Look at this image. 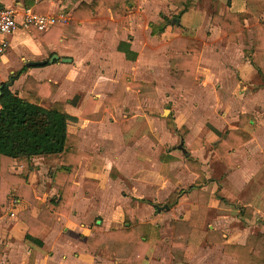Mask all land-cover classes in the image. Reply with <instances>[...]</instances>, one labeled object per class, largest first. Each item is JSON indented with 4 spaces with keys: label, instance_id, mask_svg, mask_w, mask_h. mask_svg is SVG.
I'll return each mask as SVG.
<instances>
[{
    "label": "crops",
    "instance_id": "crops-1",
    "mask_svg": "<svg viewBox=\"0 0 264 264\" xmlns=\"http://www.w3.org/2000/svg\"><path fill=\"white\" fill-rule=\"evenodd\" d=\"M82 1L92 0H40L32 6H27L25 0H4L17 10L20 24L10 35V47L0 61V84L10 81L7 78L10 79L12 74L26 65L27 68L9 85L13 91L23 95V83L29 75L39 81L50 80L58 84V89L52 100H42L41 104L48 107L55 100L67 102V113L81 116L90 96L99 99L95 107L97 111L102 101L113 93L122 74L128 73L134 80L154 83L160 96L166 98L176 91L181 93V89H188L187 86L191 84L198 87L218 86L216 93L221 94L219 98H222L225 112L223 115L214 112L208 116L201 111L204 106L196 107V110L184 113L187 118L171 128L163 121L157 124V120L151 116L139 123H130L122 111L121 119L111 122L110 116L122 110L127 104L129 92L136 90L126 86L121 102L114 105L113 110L105 111L102 116H105L104 120L80 118L76 125L72 119L68 120V132L78 135L80 147L91 154L90 157L84 156L78 167L75 176L78 188L70 213L57 214L54 221L40 231L38 238L42 244H37L27 238L28 225L19 217V212L26 210L29 202L10 196L6 211H0V264H29L32 249L36 250L35 264H128L124 258L114 257L108 246L97 250L88 243V238L95 233L94 223L101 224L106 230L122 227L125 223L124 209L131 205L137 207L140 222H148L159 228L158 236L151 240L147 258L141 263L155 264V258L162 260L163 257L159 244L160 247L170 245L169 249L172 250L174 232L170 221L189 219L198 201V188L195 185L198 175L186 164L189 156L202 164L207 177L203 188L210 192L203 228L219 229L226 237V243L242 244L246 242L248 234L264 231V119L258 123L251 109L243 106V88H240L251 82V77L259 79V87L264 86L259 71L245 56V49L252 47L255 23L251 27L249 19L245 21V27L250 32L248 44L242 42V34L238 42L230 41L222 35L218 22L211 19L217 8L221 14L224 13L229 0H212L213 9L207 15L194 9L183 14L177 21L183 26L181 33L175 32L171 24L156 34L152 33L151 27H147L146 37H156L162 42L168 59L175 54L169 47L170 40L180 34L195 38L201 50L198 71L203 77H185L169 63L164 79L146 80L131 70L141 55L138 37L143 36L142 43L145 37V33L136 30V25H133L136 15L127 13L133 4L131 1L123 9V14L129 18L128 26H123L114 17L112 8L103 2L90 19L78 20L58 42H51L47 46L34 34V27L21 25L23 10L27 7L44 14L65 12L68 20L60 23L70 24L73 11ZM229 6L231 11H246L247 1L230 0ZM175 8L174 4L169 12H160L159 16L169 15ZM261 18L264 19V12ZM253 19L256 22L255 17ZM98 20L107 21V29L101 38L96 37ZM189 21L194 25L196 23V27L192 25L191 28ZM164 35L166 37L162 38ZM121 42L127 43L125 48L129 47L137 53L135 58H128L126 52L119 48ZM53 54L59 57L50 62ZM36 60L48 62L41 66L27 65V62ZM136 92L139 96V90ZM146 96L141 98L146 100ZM186 96L190 98L193 94L189 90ZM74 98L76 101L72 102ZM242 113L250 114L249 123L255 126L250 129L251 139L231 151V159L219 156L215 145L227 130L239 126ZM97 123L99 125L96 126ZM181 127H186L185 134L179 131ZM137 144H140V148H137ZM180 151L183 156L179 154ZM33 163L34 170L28 179L36 197L47 202L58 197V188L65 183L64 179L53 175L59 160L37 156L33 158ZM85 163L84 173L81 167ZM163 166L166 174L162 173ZM10 170L21 173L23 166L14 162ZM128 182L135 184L127 185ZM140 184L142 191H137L136 187ZM159 184L166 186V190L157 201L154 193ZM176 190L182 191V194L177 202L170 205L167 199ZM219 190H222L221 194ZM140 203H143V207ZM150 206L158 214L167 212L169 220L165 224L142 220L141 211ZM39 212L37 207L32 210L34 216ZM164 233L168 234V238ZM223 244L208 242L205 238L187 262L172 264H237L235 256L223 251ZM172 256L174 261V254Z\"/></svg>",
    "mask_w": 264,
    "mask_h": 264
},
{
    "label": "trees",
    "instance_id": "trees-1",
    "mask_svg": "<svg viewBox=\"0 0 264 264\" xmlns=\"http://www.w3.org/2000/svg\"><path fill=\"white\" fill-rule=\"evenodd\" d=\"M40 0H25L27 6H32ZM132 0H92L82 1L73 11L70 24L57 23L46 32L41 33L32 28L34 34L44 46L51 42H58L71 25H76L78 20L90 19L93 12L103 2L112 8L114 17L119 19L123 26L129 25V18L123 14V9ZM176 8L169 14H161L158 22H151L152 33L156 34L168 25L173 26L175 32L181 33L182 24L177 21L184 13L197 7V0H173ZM246 11H231L230 0L223 14L219 8L211 15L213 21L218 22L221 33L232 42H238L239 35H245V21L255 17L253 43L251 48L245 49V56L259 71L264 80V0H246ZM178 18V20L176 19ZM106 20H98L96 24V37L101 38L107 29ZM127 43L121 42L119 48L126 52L128 58H135L137 53L125 48ZM169 47L175 52L171 58V67L180 70L182 75L192 79H201L203 76L198 71L201 50L196 44V39L184 35H177L169 42ZM26 65L10 76L15 80ZM0 96V211H6V203L10 196L16 199H25L29 206L19 212V217L28 225L27 238L37 244H42L38 238L40 231L54 221L57 214H69L72 201L78 185L75 176L84 156L91 154L80 147V137L67 130V122L76 119L67 113V102L55 100L50 106L41 104L42 100H52L58 84L50 80L39 81L33 76H28L23 83L24 94L20 95L5 84ZM139 90V96L149 94L155 88L154 83L137 81L128 73L122 74L115 90L101 103L97 111L95 107L99 99L90 96L82 110L84 118L100 120L106 110H113L114 105L121 102L125 94V87ZM76 98L72 100L75 102ZM250 114L242 113L239 126L225 132L214 149L219 156L231 159V151L251 139V131L255 126L249 123ZM126 126H124V129ZM180 130L185 134L186 127ZM44 156L58 159L59 166L54 170L55 177L65 180L64 185L58 188V197L43 201L36 197L33 187L29 182V174L34 170L33 158ZM17 162L23 166L21 173H14L10 166ZM189 169L198 176L195 185L198 188V201L193 206L190 217L172 219L173 227L172 251L176 262H187L193 255L198 245L206 238L208 242L224 243L223 251L236 257L237 264H264V231L250 233L245 243L228 242L219 229H204L203 223L208 209L210 192L203 188L207 177L202 164L192 156L186 159ZM165 173V167H162ZM182 191H173L167 201L171 205L177 202ZM34 207L40 209L37 216L32 214ZM125 223L117 229L106 230L101 224L94 223L95 233L88 238V243L101 250L108 246L114 257L124 258L128 264H141L148 255L151 240L158 236V227L148 222H140L138 210L135 205L124 209ZM36 250L32 249L29 264H35Z\"/></svg>",
    "mask_w": 264,
    "mask_h": 264
},
{
    "label": "rangeland",
    "instance_id": "rangeland-1",
    "mask_svg": "<svg viewBox=\"0 0 264 264\" xmlns=\"http://www.w3.org/2000/svg\"><path fill=\"white\" fill-rule=\"evenodd\" d=\"M131 2L133 4H131L130 8L127 9V13L129 15L130 14L136 15V20L133 24L134 26L136 25L135 29L140 30L141 32L143 31L145 33L143 43H142L143 36L138 37V41L140 42L139 49L141 55L138 57L137 61L134 64L135 66L131 68V70L135 73L137 72L138 74L137 73L136 74L140 76V78L146 80H154L155 78L164 79L166 76V72L168 71L167 64L169 65V63H171L169 62V59L171 57L168 59V54L166 52L165 47L163 46L162 42L158 41V39H155L156 37L155 38L146 37L147 36L146 28L151 27L150 22L152 21L158 22L160 20V16H159L160 12H169L173 8L174 6L173 0H132ZM212 5H213L212 0H200L199 5H197V7L194 10L197 11L200 10L205 15H207L210 12V10L213 9ZM248 21H249L248 24L251 27L255 23L253 18L252 19L250 18ZM189 23L192 28V25L194 24L191 21H189ZM194 27H196V23ZM245 31H246L245 35L242 34V42L244 44H248L249 43L248 33H250L249 28L246 27ZM132 33H134V30ZM203 34L204 32H202V35ZM164 37H166V35H164L162 38ZM154 48L156 49V51H153ZM252 78L253 77H251V82L241 85L240 88H243V96H242L244 98L243 106H245L246 108L249 107L251 109V112L254 113V117L256 121L259 123L262 119H264V86L259 87L260 86L259 79L256 77L253 79ZM7 79L10 80L9 77ZM208 86L210 85L198 87L196 85L191 84L187 86L188 89H183V90L181 89V93L179 91H176V93H174L172 96H169L167 98L164 95L160 96L161 94L157 92V86H156V88L151 90L149 96H146L147 97L146 100H143L141 97L138 96L136 92L137 90L135 91L131 90L129 92V95L127 96L128 97L127 104H125L123 106V109L122 110L120 109L117 114L115 113L112 115V117L110 116L109 120L111 122H114V120L116 119L118 120L121 119L122 117L121 114L123 112L126 113L124 115L127 116L130 123H136V122L139 123L143 119H147L148 116H151L157 120L156 121L157 124H161L163 121L164 123L167 124L168 127L171 128L174 127V125H176L177 123H179L180 120L182 121L183 119L187 118L186 116H184V113L187 114L188 111L196 110V107L204 106L201 110L204 113V115L209 116L211 114H214V112L216 114L223 115V113L225 112V108L224 105H222V98H219L221 97V94L216 93L218 92L219 87L218 86L215 87L212 85H211L212 87H208ZM214 87L217 88V91ZM189 90H190V94L191 95L193 94V96L190 98L186 96ZM166 110L168 112H166ZM72 117L76 118V119H72L73 120L72 122L75 125L78 122H80V118H84L82 116H72ZM104 118L105 116L102 118V120H104ZM175 118H178V120L174 121ZM97 125L99 124L97 123L96 126ZM80 126L85 128L82 123H80ZM179 131L183 133L182 130ZM137 148H140V144H137ZM108 149H110V147ZM179 154L183 156L181 151L179 152ZM85 165L86 163L83 164L81 167L82 172L84 171ZM134 180L139 181L137 178H135ZM128 184H135V183L128 182L127 185ZM159 185L160 186H157L154 193V197H157V201H160L159 197L166 190L165 189L166 186L164 185L161 186V184ZM140 187L141 184L140 186L136 187V190L142 191ZM125 191L127 190L125 189ZM221 192L222 190H219L220 194ZM123 196H125V194ZM142 204L143 203H140V206ZM143 210L141 211V214L143 216L142 220L144 219L145 221L153 220L154 222L159 221L160 223L165 224L166 221L169 220L168 218L170 217L169 214L165 211H162L160 214H158L153 208V206H150V208L144 207ZM156 213L158 214L157 216ZM238 218L239 216H237L236 220ZM92 219H94V217ZM164 236H167L168 238L167 233L166 235L164 233ZM169 246L170 245L164 246L163 244L160 247L159 244L158 248L159 250L162 251L163 257L162 260L155 258L154 259L155 264H172L176 262L175 260L173 261V256H172L173 251L171 250V248L169 249ZM151 260H153V256Z\"/></svg>",
    "mask_w": 264,
    "mask_h": 264
},
{
    "label": "built area",
    "instance_id": "built-area-1",
    "mask_svg": "<svg viewBox=\"0 0 264 264\" xmlns=\"http://www.w3.org/2000/svg\"><path fill=\"white\" fill-rule=\"evenodd\" d=\"M67 20L68 16L65 12L44 14L27 7L23 10L21 25L28 28L34 27L44 32L53 25L66 22ZM19 24L17 20V10L12 6H8L4 0H0V61L8 52L10 47V35L14 33Z\"/></svg>",
    "mask_w": 264,
    "mask_h": 264
},
{
    "label": "water",
    "instance_id": "water-1",
    "mask_svg": "<svg viewBox=\"0 0 264 264\" xmlns=\"http://www.w3.org/2000/svg\"><path fill=\"white\" fill-rule=\"evenodd\" d=\"M176 19L178 20V18H176ZM58 57H59L58 54H53V55L51 56V58L49 59V61H50V62H54L55 59H57ZM47 62H48L47 60L29 61V62H27V65H28V66H41V65H46ZM11 83H12V80L6 82L5 84L9 86ZM3 86H4V84L1 83V84H0V96H1V94H2V88H3ZM185 153L188 154V152H186V151H185ZM165 207H168V205H165ZM159 208H163V206H159Z\"/></svg>",
    "mask_w": 264,
    "mask_h": 264
}]
</instances>
